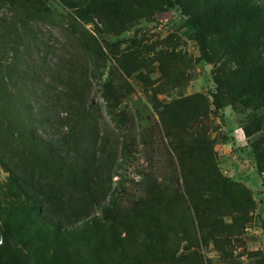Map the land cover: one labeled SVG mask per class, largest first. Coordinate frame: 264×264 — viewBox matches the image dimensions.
I'll list each match as a JSON object with an SVG mask.
<instances>
[{
	"label": "rangeland",
	"instance_id": "1",
	"mask_svg": "<svg viewBox=\"0 0 264 264\" xmlns=\"http://www.w3.org/2000/svg\"><path fill=\"white\" fill-rule=\"evenodd\" d=\"M37 1L38 8L29 14L27 0H0V115L11 110L14 120L0 117V263L40 264L35 249L26 256L21 241L24 229L31 228L25 198L15 185L31 180L34 164L12 149L18 147L17 133L10 135L6 128L24 124L18 106L1 98L4 84L12 92L16 86L7 67L14 62L11 73L38 76L35 85H23L39 88L47 66L53 75L89 56L95 99L102 104V83L108 82L121 97L119 102L112 98L107 102L125 116L123 122L115 121L101 108L97 127L115 139L117 148L126 144L128 150L127 158L118 160L116 176L99 174L90 185L93 193L114 194L126 203L142 194L149 178L167 182L172 171L169 151L151 98L169 103L198 97L207 103L203 124L214 140L219 171L251 192L254 210L224 252L211 238L191 250L204 264H264V0H179L177 6L168 0H96L93 8L80 6L83 0H71L80 4L77 7L60 0ZM44 7L50 20L40 17ZM187 16L197 23V40L183 27ZM167 53L179 61L164 65L168 70L163 74L158 59ZM121 58L129 74L117 62ZM171 76L178 83H169ZM214 97L223 108L217 107ZM16 111L21 118L14 117ZM70 125L62 130L36 129L43 139H55ZM87 184V179L80 182L83 188ZM17 232L23 236L5 244V237Z\"/></svg>",
	"mask_w": 264,
	"mask_h": 264
},
{
	"label": "trees",
	"instance_id": "2",
	"mask_svg": "<svg viewBox=\"0 0 264 264\" xmlns=\"http://www.w3.org/2000/svg\"><path fill=\"white\" fill-rule=\"evenodd\" d=\"M60 1L69 7L80 5ZM168 1L171 6L179 2ZM37 3L27 0L29 14L38 8L34 6ZM82 3L84 8L87 4L93 8L96 0ZM42 12L40 17L50 20L48 9L44 7ZM183 27L191 38L198 39L192 16H187ZM87 58L63 65L65 68L53 75L47 66L39 88L23 85H35L38 76L29 78L19 70L11 73L14 62L7 67L8 77L16 86L12 92L4 84L1 98L18 106L24 124L6 128L10 135L17 133L18 147L12 149L19 151L20 158L29 156L34 164L31 180L23 186L15 185L25 198L24 209L30 221L27 225L31 229H24L21 240L26 256L34 248L40 264H204L192 250L198 249L199 241L209 238L217 250L224 252L251 220L254 201L247 188L220 173L214 140L203 124L207 103H201L198 97H180L169 103L151 98L169 151L172 171L167 182L148 177L142 194L126 203L114 194L93 193L90 185L99 174L116 176L118 160H125L128 150L126 144L117 148L115 139L97 127L98 117L103 115L101 108L115 121L123 122L125 116L107 102L111 98L119 102L121 97L108 82L102 83V104L95 99L92 58ZM160 59L163 74L169 63L179 61L168 53ZM117 62L127 74L131 72L122 58ZM169 83H178L177 78L171 76ZM214 101L219 109L224 107L215 97ZM12 114L21 118L17 111ZM0 117L13 120L11 110ZM69 123L59 138L43 139L37 134L36 128L62 130ZM83 179L88 181L84 188L80 186ZM21 236L23 232L5 237V244Z\"/></svg>",
	"mask_w": 264,
	"mask_h": 264
}]
</instances>
